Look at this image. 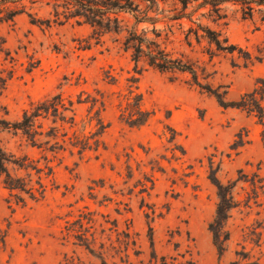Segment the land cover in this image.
Masks as SVG:
<instances>
[{
  "label": "rangeland",
  "instance_id": "1",
  "mask_svg": "<svg viewBox=\"0 0 264 264\" xmlns=\"http://www.w3.org/2000/svg\"><path fill=\"white\" fill-rule=\"evenodd\" d=\"M49 2L26 3V11L53 19ZM202 21L223 31L237 50L211 56L214 45L193 39L188 46L179 30L168 49L194 64L201 84L237 101L264 81V23L234 12L226 25ZM92 29L75 20L47 27L26 14L0 21V78L7 79L0 119L17 121L33 103L60 94L75 102L70 136L102 131L96 151L79 154L69 146L56 157L0 132L8 151L41 165L48 156L53 166L44 198L26 206L0 183V264H142L152 253L150 237L158 256L178 263L264 264V121L222 107L189 73H161L144 61L135 73L118 37L107 35L97 45ZM138 95L151 115L134 127L128 120ZM211 161L224 184H235L239 203L222 255L210 232L219 204Z\"/></svg>",
  "mask_w": 264,
  "mask_h": 264
},
{
  "label": "trees",
  "instance_id": "2",
  "mask_svg": "<svg viewBox=\"0 0 264 264\" xmlns=\"http://www.w3.org/2000/svg\"><path fill=\"white\" fill-rule=\"evenodd\" d=\"M36 2L37 0H1L0 21H14L16 17L26 14L33 23L47 27L53 24L62 26L71 20H75L78 25H90L93 28L91 38L96 39L97 45L104 43L103 38L107 35L118 37L116 42L123 45V51L130 53L135 62V73L141 72L139 66L143 61L161 73H189L194 84L214 94L222 107L243 110L264 121V81L237 101H227L225 96L214 93L211 86L201 84L194 64L184 56L176 57L167 45L173 43L171 38L175 36V31L179 30L183 32L188 46H192L193 39L197 44L205 40L211 46L214 45L215 50H211V56H214V52L236 51L237 47L229 42L223 31L204 25L202 20L217 26L222 22L226 25L230 13L234 12L240 14L243 19L259 17L264 23V0H51L48 5H53L51 14L54 18L44 21L37 20L33 13L26 11V3ZM187 22L190 26L185 32L183 30ZM143 26L145 27L142 28ZM0 82L3 89L7 79L0 78ZM132 82L136 83L137 79L134 78ZM134 99L137 110L131 112L128 123L137 127L144 125L151 113L142 110L141 95ZM98 102L94 100L95 105ZM78 103L82 101L79 100ZM74 108L73 100L66 101L60 94L53 95L33 103L17 121L0 119V132H7L14 137L20 135L29 145L36 149L43 148L53 157L65 152L69 146L77 149L79 154L90 149L96 151L102 144L97 139L102 131L91 136H80L73 132L70 136L68 130L77 126ZM102 128L105 129L103 124ZM242 145L243 141L237 147ZM43 159L45 164L41 165L40 160H33L28 155L17 156L0 145V183L18 205L26 206L29 201L38 202L44 198L48 187L46 179L53 175V166L52 159L48 156ZM210 163L212 171L209 179L217 188L219 198L210 232L219 254L222 255L230 238L226 230L230 213L238 208L239 203L233 195L235 184H224L216 176L218 170L213 169L212 161ZM252 182L253 185L256 184L255 181ZM126 237L124 243L128 249L130 235L127 234ZM77 238L87 248L91 247L92 243L85 235L80 234ZM150 240L152 253L150 259L142 264H197L190 259L178 263L174 258L158 256L154 250L153 238L150 237ZM102 264L108 263L103 259Z\"/></svg>",
  "mask_w": 264,
  "mask_h": 264
}]
</instances>
